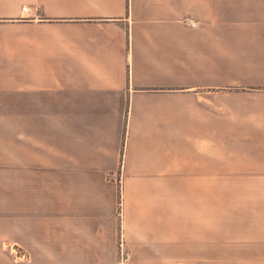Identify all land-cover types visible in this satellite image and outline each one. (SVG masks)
Wrapping results in <instances>:
<instances>
[{"label":"crops","instance_id":"0c3cea01","mask_svg":"<svg viewBox=\"0 0 264 264\" xmlns=\"http://www.w3.org/2000/svg\"><path fill=\"white\" fill-rule=\"evenodd\" d=\"M7 170L66 260L264 264V0H0Z\"/></svg>","mask_w":264,"mask_h":264},{"label":"rangeland","instance_id":"374dc122","mask_svg":"<svg viewBox=\"0 0 264 264\" xmlns=\"http://www.w3.org/2000/svg\"><path fill=\"white\" fill-rule=\"evenodd\" d=\"M8 169V166H7ZM12 175V174H11ZM0 180V264H133V255L122 239L103 237L101 260L63 258L62 225L63 214L56 211H45L47 204L56 206L51 192L54 184L59 182L38 181L39 206L42 211L21 212L15 209L13 199V180L8 178ZM119 190L118 214L122 212L121 189L122 182H117ZM44 209V211H43ZM120 217V216H119ZM120 221V220H119ZM16 229V231H15ZM18 229V231H17ZM15 232L21 235L15 239ZM32 241V244L30 243ZM88 257L87 246L84 248ZM124 251V252H123ZM126 252L131 258L125 260ZM25 254V257L23 255Z\"/></svg>","mask_w":264,"mask_h":264},{"label":"built area","instance_id":"2783aa9c","mask_svg":"<svg viewBox=\"0 0 264 264\" xmlns=\"http://www.w3.org/2000/svg\"><path fill=\"white\" fill-rule=\"evenodd\" d=\"M23 10V13L26 15L27 13L30 12V9L28 6H23L22 8ZM189 24L192 25V26H196L197 25V21L195 20H191L189 21ZM124 252V251H123ZM23 257H25V254L23 255ZM131 258V253L130 252H126V256L124 257L125 260H128Z\"/></svg>","mask_w":264,"mask_h":264}]
</instances>
